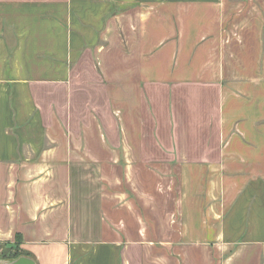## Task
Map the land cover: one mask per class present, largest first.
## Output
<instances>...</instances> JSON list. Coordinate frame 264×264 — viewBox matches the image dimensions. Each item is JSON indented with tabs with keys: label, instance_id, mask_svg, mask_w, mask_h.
<instances>
[{
	"label": "crops",
	"instance_id": "0c3cea01",
	"mask_svg": "<svg viewBox=\"0 0 264 264\" xmlns=\"http://www.w3.org/2000/svg\"><path fill=\"white\" fill-rule=\"evenodd\" d=\"M37 264H264V0H0V243Z\"/></svg>",
	"mask_w": 264,
	"mask_h": 264
},
{
	"label": "water",
	"instance_id": "95a60500",
	"mask_svg": "<svg viewBox=\"0 0 264 264\" xmlns=\"http://www.w3.org/2000/svg\"><path fill=\"white\" fill-rule=\"evenodd\" d=\"M0 264H37L36 261L30 257L25 255H20L17 258L9 259V260H3L0 262Z\"/></svg>",
	"mask_w": 264,
	"mask_h": 264
},
{
	"label": "trees",
	"instance_id": "16d2710c",
	"mask_svg": "<svg viewBox=\"0 0 264 264\" xmlns=\"http://www.w3.org/2000/svg\"><path fill=\"white\" fill-rule=\"evenodd\" d=\"M21 242V238L18 236L17 237V239L15 240V242ZM19 245V244H18ZM7 253L8 252H5L4 250H1L0 249V255H1V258H5V259H14V258H17L18 256H20V255H25V256H27V255H29V254H27L26 252H24L21 248H19V249H16L12 254H10V255H7Z\"/></svg>",
	"mask_w": 264,
	"mask_h": 264
},
{
	"label": "rangeland",
	"instance_id": "374dc122",
	"mask_svg": "<svg viewBox=\"0 0 264 264\" xmlns=\"http://www.w3.org/2000/svg\"><path fill=\"white\" fill-rule=\"evenodd\" d=\"M19 242H13V243H0V249L1 250H4L5 252H8L7 255H10L12 254L16 249H19L20 248V245H18ZM3 260H8V259H3L1 258V255H0V262L3 261ZM11 260V259H10Z\"/></svg>",
	"mask_w": 264,
	"mask_h": 264
}]
</instances>
